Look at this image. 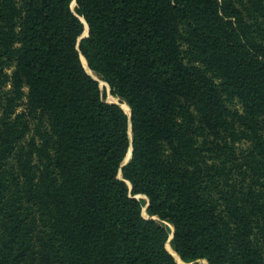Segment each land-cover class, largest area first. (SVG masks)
<instances>
[{
	"label": "trees",
	"instance_id": "trees-1",
	"mask_svg": "<svg viewBox=\"0 0 264 264\" xmlns=\"http://www.w3.org/2000/svg\"><path fill=\"white\" fill-rule=\"evenodd\" d=\"M199 259L264 264V0H0V264Z\"/></svg>",
	"mask_w": 264,
	"mask_h": 264
},
{
	"label": "rangeland",
	"instance_id": "rangeland-1",
	"mask_svg": "<svg viewBox=\"0 0 264 264\" xmlns=\"http://www.w3.org/2000/svg\"><path fill=\"white\" fill-rule=\"evenodd\" d=\"M73 6H74V3H73ZM84 31H85V30H84ZM82 61H83V65H84L86 71L89 72V73H91L90 71H92V70L88 67V65L86 64V61H85V59H84L83 57H82ZM92 72H94V71H92ZM91 74H92V73H91ZM94 74H95V72H94ZM92 75H93V74H92ZM93 76H94V75H93ZM96 76H97V77H96ZM96 76H94V77L98 79V82H99L100 87H101V92L103 93V98H104L106 101H108V102L116 103V104L120 105V106L124 109L125 101H123L120 97H118V96L112 94L111 91H110V86L108 85V83L105 82L104 80H102L101 78H99V76H98L97 74H96ZM99 80L103 81V83H101ZM101 84H102V85H101ZM127 113H128V112H127ZM128 114H129V113H128ZM119 177H120V176H119ZM136 197H137V198H141V199L144 200L143 208H142V215H143L145 218L152 217V216H150V214L147 212V209H146V207H147V205H148V199H147V197L144 196V195H141V194H138ZM169 242H170V238L167 240L166 246H167L168 250H170V251L172 252L171 247H170V245H169ZM172 248H173V247H172ZM173 251H174V250H173ZM174 254H175V252H174ZM174 256H175V258L177 259V261H178L179 263H184L183 261H181V260L179 259V257H177L178 255L176 256V254H175ZM197 263H198V264H207V261H206L205 259H199V260H197Z\"/></svg>",
	"mask_w": 264,
	"mask_h": 264
},
{
	"label": "water",
	"instance_id": "water-1",
	"mask_svg": "<svg viewBox=\"0 0 264 264\" xmlns=\"http://www.w3.org/2000/svg\"><path fill=\"white\" fill-rule=\"evenodd\" d=\"M88 35V25L86 24V28H85V31L82 33V35L79 37V39H81L82 37H84V36H87ZM89 73V72H88ZM94 79H96L97 81H98V79L97 78H95L91 73H89ZM130 108V107H129ZM130 116H131V110H130V113H129V118H130ZM130 140L132 141V133H131V128H130ZM131 156H132V146H130V148H129V151H128V153H127V155H126V157H125V160H124V162H123V164L122 165H124V164H126L129 160H130V158H131ZM119 176H121V173H119ZM149 203V202H148ZM172 237V234H171V236H170V238ZM168 249V248H167ZM172 255H173V253L170 251V250H168ZM175 251V250H174ZM174 256V255H173ZM175 257V256H174Z\"/></svg>",
	"mask_w": 264,
	"mask_h": 264
},
{
	"label": "bare ground",
	"instance_id": "bare-ground-1",
	"mask_svg": "<svg viewBox=\"0 0 264 264\" xmlns=\"http://www.w3.org/2000/svg\"><path fill=\"white\" fill-rule=\"evenodd\" d=\"M94 76H96V73L94 74V72H92V71H90ZM97 77V76H96ZM100 78V77H99ZM101 83H103V81H101V80H99ZM102 85V84H101ZM124 110L126 111V112H128V113H130V108H129V106H128V104L125 102V105H124ZM169 245H170V247H171V250H172V253H173V255H175L174 254V252L175 251H173L174 249L172 248V245H171V243L169 242ZM177 256V255H176Z\"/></svg>",
	"mask_w": 264,
	"mask_h": 264
}]
</instances>
